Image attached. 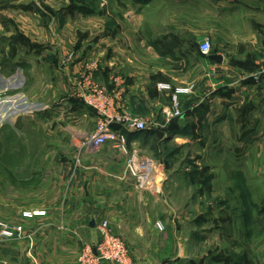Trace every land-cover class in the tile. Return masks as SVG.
<instances>
[{"label":"rangeland","instance_id":"rangeland-1","mask_svg":"<svg viewBox=\"0 0 264 264\" xmlns=\"http://www.w3.org/2000/svg\"><path fill=\"white\" fill-rule=\"evenodd\" d=\"M139 4L144 6L143 0H0L1 67L6 76L18 72L20 77L18 86L0 92V165L6 169L54 164V149H74L77 141L69 137L61 141L53 134L55 113L45 108V100L52 99L50 94L56 88L54 70L61 71L83 41H90L84 52L104 41L98 44L103 57L96 51V56L88 59L94 67L93 77L99 68L104 71L100 77L95 74L94 81L109 92L122 85L120 104L146 121L148 129L139 139V150L164 168L163 185L152 194L162 206L166 203L168 218L173 216L170 221L178 230L196 227L201 231L202 252L213 260L264 264V97L246 98L241 104L236 101L227 107L219 123L205 121L199 99L193 98L195 104L186 110L192 118L186 125L188 133L168 136L166 126L155 125L162 123L160 112L146 115L139 103V30L144 32L139 29ZM146 15V11L141 12L142 17ZM246 23L244 18L234 19L232 37H224L220 28L195 47L207 40L211 53L230 58L238 52L243 57L231 56L229 61L249 66L253 44L239 42L248 38L249 28L243 27ZM261 49L264 52V45ZM113 56L119 63L108 81L105 72L111 64L107 59ZM25 60L31 63L21 68ZM183 63L176 61L180 73L187 67ZM260 64L263 70L264 58ZM214 69H208V94L231 90L232 86L215 87ZM244 78L243 82L254 79ZM8 90L15 91L8 94ZM147 95L153 99L159 96L152 91ZM157 100L173 105L172 93ZM46 110L52 121L47 125L42 118ZM161 208L154 206L149 211L159 213L155 221L159 232L165 231Z\"/></svg>","mask_w":264,"mask_h":264},{"label":"crops","instance_id":"crops-1","mask_svg":"<svg viewBox=\"0 0 264 264\" xmlns=\"http://www.w3.org/2000/svg\"><path fill=\"white\" fill-rule=\"evenodd\" d=\"M144 11L147 12L145 18L141 16ZM243 18L248 22L243 27H248L249 32L248 38L239 42L253 44L249 66L229 61L231 56L243 57L238 52H232L230 58L216 53L222 57V61H217L209 57L215 53L203 55L195 47L203 37L220 28L224 29V37L231 36V22ZM141 28L144 32L141 34L139 30V103L144 106L146 115L153 116L154 111H158L162 120L164 111L172 106L161 103L158 97L188 86H191L188 93L178 94V108L183 114L175 125L180 129L188 125L191 116L186 110H191V105L195 104L191 101L193 98L199 99L197 103L205 112V121L219 123L227 107L234 106L236 101L241 104L246 98L264 97V76H260L259 69L264 58L261 49L264 0H147L144 6L139 4ZM89 42H82L74 58L60 68L61 71L54 70L56 88L50 98L56 100L46 98L44 105L55 113L56 133L53 134L61 141L68 137L77 141L74 149H54V164L12 165L6 169L0 165V222L19 227L11 237L0 236V264H77L82 247L94 246L99 240L98 224L104 219L108 220L113 233L124 240L132 264H225L202 252L201 231L196 227L178 230L170 221L173 216L168 218L165 202L162 206L156 195L135 188L124 174L123 155L108 144L96 151L81 147L80 141L95 130V114L77 97L76 79L84 73L88 59L96 56V51L104 55L98 45L104 41L84 52ZM107 60L111 64L105 72L109 81L119 62L115 56ZM176 61L184 62V67L187 65L185 71L180 73ZM29 63L31 60H25L21 68ZM209 66L215 68V87L233 88L208 94ZM51 69L55 68L51 66ZM103 72L99 68L94 77H100ZM4 73L0 63L2 93L18 86L20 80L18 72L7 76ZM253 75H258V79H252ZM244 77H250L257 84L243 82ZM162 84L169 88L161 89ZM120 86L119 98L124 92V87ZM12 91L15 90H8V94ZM148 91L159 96L149 98ZM42 118L46 125L52 122L47 110ZM178 135L185 136H170ZM140 138L138 135L128 144L136 143L139 149ZM154 206L162 207L163 232L155 226L159 213L149 212ZM27 211L32 214L25 215ZM185 229L186 232L182 231Z\"/></svg>","mask_w":264,"mask_h":264},{"label":"built area","instance_id":"built-area-1","mask_svg":"<svg viewBox=\"0 0 264 264\" xmlns=\"http://www.w3.org/2000/svg\"><path fill=\"white\" fill-rule=\"evenodd\" d=\"M199 51L203 55H210L209 41H203L199 46ZM71 56L69 55V58ZM86 66L84 73L76 79V84L79 87L77 97L94 111L96 122L94 132L81 141V147L96 151L106 144L110 145L125 157L124 174L133 182L137 190L151 193L157 191L165 180L164 168L153 158L143 155L136 146H133L135 143L129 145L125 135V132L148 129L146 121L120 104L119 90L121 89L109 92L106 88L98 85L93 80L92 68L94 67H90L89 63ZM260 76H264V69L261 70ZM253 77L258 79V75H253ZM115 81L119 83V79H115ZM160 88H169V86L162 84ZM189 90L190 88L183 87L177 88L173 92L172 107L164 111L162 123H155V125L167 126L173 118L180 116L178 94L187 93ZM24 214L31 215L32 213L27 211ZM0 227V236L4 238L13 236L14 232L19 229L17 226L12 227L3 222H0ZM157 227L161 229L162 223L158 222ZM98 231L99 240L94 246L85 244L82 247L77 264H104L106 262L132 264L128 258L124 240L113 233L107 219L98 224Z\"/></svg>","mask_w":264,"mask_h":264},{"label":"trees","instance_id":"trees-1","mask_svg":"<svg viewBox=\"0 0 264 264\" xmlns=\"http://www.w3.org/2000/svg\"><path fill=\"white\" fill-rule=\"evenodd\" d=\"M142 2V0H140ZM147 0H143V2L145 3ZM183 113L180 114V116H182ZM180 116L178 117H175L173 118L169 124H167L166 128H165V132L168 133V136L169 135H174V134H187L188 133V129H189V126L187 127H184L182 129L178 128L176 125H175V121L177 120V118H179ZM146 130H142V131H138V132H133V133H126L125 132V135H126V139H127V142H130L131 139H134L136 138L138 135L139 137L141 138H144L145 134H146Z\"/></svg>","mask_w":264,"mask_h":264},{"label":"water","instance_id":"water-1","mask_svg":"<svg viewBox=\"0 0 264 264\" xmlns=\"http://www.w3.org/2000/svg\"><path fill=\"white\" fill-rule=\"evenodd\" d=\"M213 60L222 61V57L220 55L212 54L209 56ZM93 225V223H92Z\"/></svg>","mask_w":264,"mask_h":264}]
</instances>
